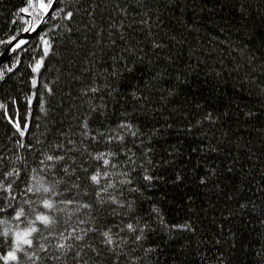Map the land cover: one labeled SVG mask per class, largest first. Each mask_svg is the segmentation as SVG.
Masks as SVG:
<instances>
[{
  "label": "trees",
  "instance_id": "trees-1",
  "mask_svg": "<svg viewBox=\"0 0 264 264\" xmlns=\"http://www.w3.org/2000/svg\"><path fill=\"white\" fill-rule=\"evenodd\" d=\"M0 72V264H264V0H57Z\"/></svg>",
  "mask_w": 264,
  "mask_h": 264
},
{
  "label": "snow or ice",
  "instance_id": "snow-or-ice-1",
  "mask_svg": "<svg viewBox=\"0 0 264 264\" xmlns=\"http://www.w3.org/2000/svg\"><path fill=\"white\" fill-rule=\"evenodd\" d=\"M55 2H56V0H47V2H45V0H39L40 9L43 11V13L45 15H47L48 14V10L52 8V6H53V4ZM27 11H28L27 8H22L21 9V12H27ZM68 18H71V13H68ZM27 30L28 29H25V31H27ZM32 30H35V29L33 28ZM9 43H11V41H9ZM44 43H45V45L48 44V42L46 40L44 41ZM15 47L16 48L20 47V44L17 43V45ZM12 51H15V48H13ZM47 52H48V49L46 47L45 50H44V54L47 55ZM42 64H43L42 60L38 61L35 64V66L32 68V71L38 73L40 68H41V66H42ZM8 71H11V69H8ZM0 78H3V73L2 72H0ZM36 83H37V81L35 79H33L32 80V84H33L34 87L36 86ZM97 90L98 89H96V88H92L91 89L92 92H96ZM0 107H2V106H0ZM83 127L85 129H87L88 125H87L86 121L84 122ZM119 127L120 128H129V129L131 128L130 125H126V124H123V123L120 124ZM17 130L20 131L19 125H17ZM20 134H21V136H23L24 132L20 131ZM135 134H136L135 132L132 133V135H135ZM85 135H87L86 132H85ZM101 135H103V134H101ZM112 139H116V137H113ZM118 139L122 141L123 140V136H119ZM109 142H111V141H109ZM108 155H114V154L113 153H108ZM46 158H47V160H50V161L53 160V159H62V157H55L54 158L53 156H47ZM96 158L99 159V160H102L105 165H107L109 163V161L107 159H105V154H100ZM65 171H67V169H65ZM145 179L150 180L151 177L145 176ZM91 180H92L93 183H97L98 184L99 183V172H97L95 175H92L91 176ZM29 190H31V189H29ZM37 190L39 191V189H37ZM103 190L106 191L107 189L105 188ZM43 191L44 192H49L50 189L45 187V188H43ZM68 203H71V201H68ZM43 206H44V208L49 209V210H52L54 208L53 203L48 201V200L44 201ZM82 207H89V205L84 204V205H82ZM23 215H24V212H23V210H21V211L16 213V217L15 218L19 220ZM35 221L40 222L45 227H48V226H50L51 224H53L55 222L53 220V218L51 216L47 215V214H39V215H37L35 217ZM35 221L33 222V224L35 223ZM127 228H128L129 231H135V228L133 227L132 224H128ZM38 231H39V229H37L35 226H31L23 234L17 233L16 239H17L18 247H19V242H21V240H22V242L24 244H27V245L31 246L32 240L26 239L24 237L31 236L32 233H36ZM142 231L143 230L141 229V233H142ZM4 234L7 235V232H5ZM103 235L106 238V242L108 244H111L112 243V239H111V236L109 235V232H104ZM77 238L80 239L82 237H77ZM137 239H140V237L137 236ZM58 247L59 248H64L65 246H64V244L61 243V244L58 245ZM5 259L16 260L17 257L15 256L14 252H9L8 256Z\"/></svg>",
  "mask_w": 264,
  "mask_h": 264
},
{
  "label": "water",
  "instance_id": "water-1",
  "mask_svg": "<svg viewBox=\"0 0 264 264\" xmlns=\"http://www.w3.org/2000/svg\"><path fill=\"white\" fill-rule=\"evenodd\" d=\"M57 2V0H56ZM56 2L53 4L52 8L48 10V14L45 15L43 13V11L40 9L39 6V0H36V3L38 5V8L41 12V19L39 20V22H37L36 24H33L32 22H30L29 27L27 28V31H22L17 37H15L11 43H9V45L6 47V49L0 54V67L10 58V56L13 54L14 51H12L13 48H16L15 46L17 45V43H19L20 45H23L27 42H29L43 27L44 23L47 21V19L49 18ZM35 30H32V29Z\"/></svg>",
  "mask_w": 264,
  "mask_h": 264
},
{
  "label": "bare ground",
  "instance_id": "bare-ground-1",
  "mask_svg": "<svg viewBox=\"0 0 264 264\" xmlns=\"http://www.w3.org/2000/svg\"><path fill=\"white\" fill-rule=\"evenodd\" d=\"M53 11V10H52ZM6 49V48H5Z\"/></svg>",
  "mask_w": 264,
  "mask_h": 264
}]
</instances>
